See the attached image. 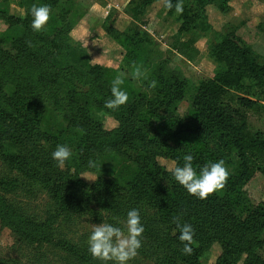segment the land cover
<instances>
[{
  "label": "rangeland",
  "instance_id": "rangeland-1",
  "mask_svg": "<svg viewBox=\"0 0 264 264\" xmlns=\"http://www.w3.org/2000/svg\"><path fill=\"white\" fill-rule=\"evenodd\" d=\"M23 1L0 0V12L26 18L29 6ZM36 1L51 6L50 18L40 33L51 37L54 29L63 22L71 27L69 36L72 43H67V47L62 45L57 51V63L62 70L67 69L68 62L83 72H86L87 67L100 65L107 70L106 79L110 83L117 76L123 80L121 87L127 91L128 100L135 101L145 96L155 100L161 109L153 118L152 125H149V152L134 148L129 149L125 156L106 150L95 152L93 161L96 167L78 176L67 163L63 169L58 168L51 158V152L57 144H67L72 155L78 156L82 151H92V138L82 129L71 126L67 115L48 103L22 102L21 95L13 86L5 83L3 89L22 113L40 124L42 135L35 133L37 139H26L21 128L0 127V197L25 216L50 220L56 232L54 244L47 241L32 243L14 227L0 220V264H100L89 252L84 256L67 250L68 243L87 245L92 223H102L103 219L115 223L114 217L123 220L126 213H113L107 209L100 221L89 215H69L60 206L54 189V183L59 181L84 185L83 192L93 196L90 202L97 208L98 203L104 202V196L93 194L90 188L100 178L119 184L125 190L124 193L132 194L130 191L133 190L151 200L154 205L152 212L163 203L172 208L166 211L170 219L163 221L156 230L149 228L142 218L144 233L156 234L160 248L149 250L143 233L142 246L128 264H218L231 239L213 228L208 217H189L190 213L181 211V206L187 210V203L170 169L182 166L183 156L188 153L193 155V167L197 169L195 152L206 155L208 162L223 160L229 175L224 187L212 194L225 200L227 210L247 226L255 224V212L264 203V153L251 158V166L256 170L254 177L242 180L232 153L227 155L225 151L223 157L208 151L194 135L185 133L183 127L179 137L184 140L174 136V111L166 108H174L175 114L181 116L183 126L188 128L186 125L191 123L197 111L198 105L194 104L197 88L202 80L214 76L217 63L213 50L223 37L234 35L241 40V45L251 49L256 61L264 65V0H183V5L196 17L191 31L182 35L178 32L179 23L175 15L171 16L164 9L162 0L147 7L139 19H134L130 11L129 4L134 0ZM28 18L31 21V17ZM204 21L210 25L209 31L203 30L201 23ZM21 32L20 29L10 30L9 25L0 18V36L10 39ZM177 40L193 42L198 52L195 61L189 62L174 51ZM71 47L76 49L75 54L71 55L76 62L69 61L67 56L70 55ZM136 67L144 72L138 79L132 76ZM163 80L167 82L163 83ZM160 82L162 85H159ZM69 88V82L64 85L61 83L63 94H67ZM173 88L183 94L172 91ZM238 96H249L262 104L258 113L249 112L247 117L250 131L264 136L262 88L247 81L242 90L228 92L223 101L236 107L232 99L236 100ZM76 98L84 107L89 126L97 127L98 122L103 121L106 131L118 128L119 123L110 115L109 109L92 106L87 96ZM41 163L53 170L49 181L42 182L39 179ZM74 176L77 178L74 179ZM183 215L188 216L190 222L199 223L202 232L193 237L197 239H193L191 254L181 251L183 245L173 235L174 218H178L181 223ZM259 241L256 264H264V229L259 234ZM201 243L205 247L202 253H197ZM239 257L238 264H244L246 255L239 254Z\"/></svg>",
  "mask_w": 264,
  "mask_h": 264
},
{
  "label": "trees",
  "instance_id": "trees-1",
  "mask_svg": "<svg viewBox=\"0 0 264 264\" xmlns=\"http://www.w3.org/2000/svg\"><path fill=\"white\" fill-rule=\"evenodd\" d=\"M156 1H131L129 5L133 18L139 19L146 8ZM22 3L30 8L34 3L39 4L36 0H24ZM29 7L28 17H31ZM183 9L181 14H176L174 9L168 10L171 16L175 15L179 23L178 32L181 35L191 31L192 23L196 17L186 5H183ZM28 17L22 18L10 15L5 11L0 12V18L9 25L10 30H22L20 35H13V38L10 39L0 36V127L21 128L26 139H37L34 137L35 133L42 135L40 124L22 113L3 89L4 84L9 83L21 95L22 102L42 101L48 103L65 113L71 126L82 129L92 138V151L85 150L78 156L72 155L66 162L78 176L92 169L88 167V161L93 160L95 152L106 150L121 156L127 155L128 150H132V148L149 152L150 143H147V141H151L149 125H152L153 118L161 106H158L155 100L145 98V96H142L141 99L137 98L138 100L135 101L127 100L119 108L108 110L110 115L117 119L118 128L106 131L103 121H99L97 127L89 126V119L83 110L84 107L76 97L87 96L92 101V106L98 105L105 108L104 102L111 96V83L106 79L107 70L100 65H94L87 67L86 72H83L70 62H68L67 69L62 70L57 63V51L62 45L67 47V43H72L73 40L69 36L71 27H67L63 22L61 26L54 29L52 36L48 37L43 33L34 32L30 27ZM201 25L205 32L211 29L206 21ZM69 49H71L70 55L66 54L69 61L76 62L71 57L75 54L76 49L73 47ZM173 49L189 62L195 61L198 56L192 41L177 40ZM213 56L217 68L214 76L202 80L197 88L196 102H194L196 106L198 105L197 111L191 123L186 125L188 128L183 126L182 118L175 114L174 108L170 109V106L166 108L171 112L174 111L173 119L176 129H173L175 133L173 135L180 138L181 127H183L185 133L194 135L200 145L206 146L208 151L223 157L226 155L225 151L227 155L232 153L231 156L235 157L240 170L241 179L251 180L256 171L251 166V158L264 153V136L262 133L250 131L247 114L249 112L258 113L262 104L249 96H238L236 100L232 99L236 105L234 107L231 104H225L223 98L230 91L242 90L247 81L259 85L264 95V65H260L253 57L251 49L241 45V40L234 35L223 37L214 47ZM62 82L63 85L66 82L70 83L67 94H63L61 91ZM166 82L163 80V83ZM159 85H162V82ZM85 89L86 93L83 92ZM172 91L180 95L183 94L176 88H173ZM202 105H204L203 108ZM195 156L198 168L209 163L207 156L202 155L201 152L199 155L195 152ZM40 167L39 179L42 182L49 181L53 173L52 168H48L45 163H41ZM75 178L77 177L74 176ZM84 188V185L70 184L65 181L54 183L60 206L69 215H89L100 221L107 209L113 213L121 214L127 213L132 208H138L141 218H144L145 223L153 230H156L163 221L170 219V215L166 211L172 210L171 206H166L163 203L159 208H156V211L152 212L151 209L154 205L151 200L141 197L133 190L130 191L132 194L124 193L125 190L119 184L108 182L106 179L100 178L90 188L94 192L93 194L104 196V202L98 203L97 208L90 202V198L93 196L83 192ZM180 194L187 203V210L181 206V211L190 213L189 217L192 215H197L200 219H203L202 216L208 217L213 228L222 232L225 238L231 239V242L225 247L223 255L219 258L218 264H238L239 254L246 255L244 264H256L257 248L260 245L259 234L264 229V203L255 212V224L246 226L227 210L228 204L225 200L214 194L201 200L188 194L182 186ZM175 211L180 210L176 209ZM0 220L10 227H14L22 237L33 241L32 243L43 241H47L49 244L55 243L53 237L56 229L51 225L50 220L25 216L2 197H0ZM188 222L194 229L193 237L202 233L198 226L199 223L190 222L188 216L183 215L181 224ZM157 237L156 234L149 232L145 234V243L149 250L155 251L160 248ZM204 245V243L199 244L197 253H202ZM68 247L67 250L70 249L76 255L86 256L88 252V246L84 243H68Z\"/></svg>",
  "mask_w": 264,
  "mask_h": 264
},
{
  "label": "clouds",
  "instance_id": "clouds-1",
  "mask_svg": "<svg viewBox=\"0 0 264 264\" xmlns=\"http://www.w3.org/2000/svg\"><path fill=\"white\" fill-rule=\"evenodd\" d=\"M165 10H173L176 14L183 12V0H162ZM51 14V6L47 3L33 4L29 10L31 16L30 27L34 32H40L47 24ZM144 75L140 67L132 72L134 79ZM123 80L117 76L111 81L110 98L104 102V107L115 110L128 100V93L121 85ZM155 86V81L152 82ZM72 156V151L67 144H57L51 152V158L58 168L63 169ZM193 155L188 153L183 156L182 166H175L171 171L173 179L181 185L190 195L198 199H207L210 194L224 187L228 178V170L223 160L209 162L201 167H193ZM89 168H95L93 160L88 161ZM102 167V166H101ZM85 177V176H83ZM87 178V177H86ZM89 179V178H88ZM93 180V179H89ZM116 222L109 223L103 219L102 223L93 224L87 237V250L92 258L100 264H128V261L136 256L142 246L144 224L140 215V209L132 208L127 211L123 220L113 218ZM175 229L173 235L182 243L181 251L191 254V243L194 229L191 224L179 222L174 218ZM178 232V234H177Z\"/></svg>",
  "mask_w": 264,
  "mask_h": 264
}]
</instances>
